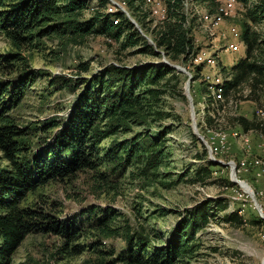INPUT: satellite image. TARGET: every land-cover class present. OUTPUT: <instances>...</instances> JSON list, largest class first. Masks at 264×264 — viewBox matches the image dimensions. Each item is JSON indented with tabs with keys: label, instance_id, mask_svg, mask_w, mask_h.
Wrapping results in <instances>:
<instances>
[{
	"label": "rangeland",
	"instance_id": "374dc122",
	"mask_svg": "<svg viewBox=\"0 0 264 264\" xmlns=\"http://www.w3.org/2000/svg\"><path fill=\"white\" fill-rule=\"evenodd\" d=\"M166 1H145L144 8H140L149 13L146 21L153 22L149 23L148 31L130 13L127 0H109L105 9L109 13L122 11L127 15L129 12L138 25L131 22L147 44L155 47L150 32L155 24L167 18ZM192 1L196 12L189 17L185 28L191 32L196 51L186 64L172 62L185 69H175L179 74L178 84L171 80L164 87L167 90L158 99H152L154 109L160 110L164 117L153 121L158 116L153 113L144 122L129 121V125L103 139L101 145L104 154L113 139L126 142L147 133L155 135L159 128L170 126L159 139L164 152L161 162L154 168L149 167L147 173L142 172L147 165L144 158L142 162H130L131 165L117 172L112 171L111 163H105L101 171L108 172V182L97 183L95 170H85L72 179L51 181L29 193L24 204H36L61 221L70 218L78 224L83 222V230L77 241H66L65 236L54 232L30 233L16 250L13 264H100L97 253L89 247L95 236H87L90 232L87 211L92 208L117 214L114 224L147 233L150 244L165 245L171 241V232L179 220L208 200H213L210 212L214 215L195 233L199 246L178 264H262L264 85L252 91L248 84H241L225 88L224 95L220 93L224 81L233 77L235 64L246 54L242 41L233 43L246 7L235 3L232 16L227 18L217 10L211 13L200 0H184L187 5ZM88 6L97 10L98 0H90ZM94 12L86 8L83 18ZM252 24L264 36V21ZM138 49V46L122 47L121 41L99 33L82 44L67 47L50 39L40 40L30 53H24L35 79L21 102L9 110L18 125L27 129L26 140L34 145L41 140L35 150L51 145L58 128L47 131V124L67 117L84 90L86 79L104 74L108 65L139 68L150 62L165 63L163 55L169 60L161 50L156 57ZM52 50L58 52L57 56ZM11 51L10 42L0 32V53ZM82 63L89 64V69L84 70ZM57 75L72 78L75 88L56 81ZM188 78L189 95L184 88ZM236 116L257 122L259 126L246 130ZM193 124L199 135L194 133ZM208 160L213 164H208ZM8 164L0 151V169L9 168ZM219 203L225 204V208L216 209L215 204ZM232 211L241 216L242 222L223 219V214ZM123 229L120 230L123 232ZM73 242H80L85 249L74 252ZM104 243L108 250H115L114 257L126 248L122 233L105 238Z\"/></svg>",
	"mask_w": 264,
	"mask_h": 264
},
{
	"label": "trees",
	"instance_id": "16d2710c",
	"mask_svg": "<svg viewBox=\"0 0 264 264\" xmlns=\"http://www.w3.org/2000/svg\"><path fill=\"white\" fill-rule=\"evenodd\" d=\"M89 1L0 0V32L13 48L11 52L0 53V151L2 158L9 162V168L0 169V264H13L16 250L33 232H54L65 236L66 241L80 238L83 222L78 224L76 219L70 218L61 221L36 204H24L29 193L51 181L72 179L85 170H95L93 175L99 181L97 183L107 181L108 172L101 171L105 163H111L112 171L117 172L144 158L147 165L142 172L147 173L149 167H156L163 158L159 139L170 126L159 128L155 135L147 133L126 142L113 139L104 154L101 145L103 139L129 125V121L144 122L153 113L158 115L152 118L153 121L164 117L160 110L154 109L152 99H158L171 80L176 84L179 82V74L167 63L150 62L139 68L110 64L104 74L86 79L87 84L69 115L47 124V131L58 129L51 145L40 150H35L41 143L40 138L35 145L26 140L27 129L18 125L9 111L21 102L36 76L24 53H30L43 38L67 47L82 44L93 34H106L121 41L122 47L138 46L140 51L156 57L161 50L171 62L184 64L196 51L191 32L185 28L189 17L196 12L195 1L189 6L184 0L166 1L167 18L155 24L150 32L155 47L147 44L146 38L124 12L106 11L109 0H98L99 8H95L90 17L83 18ZM200 2L211 13L217 10L223 16L220 8L227 0ZM235 3L246 7L243 20L238 22L237 36L238 42L245 44L246 54L235 64L231 80L226 79L220 87L222 95L225 88L241 84H248L252 91L264 85V36L252 24L264 21V0H235ZM183 4H186L184 15L181 13ZM144 6L145 0H127L130 13L148 31L149 23L153 22L146 21L149 13L140 10ZM116 18L120 20L118 23L114 22ZM51 52L55 56L58 54L55 50ZM80 66L89 69L87 63ZM54 79L65 87L75 88L72 78L57 75ZM236 119L246 130L259 126L243 116H236ZM208 164L213 163L208 160ZM212 204L213 200L205 201L185 214L172 230L171 241L165 245L150 244L147 233L114 224L117 214L113 212L89 209L86 221L90 232L87 236H95L89 247L97 253L100 264H178L199 246L195 233L210 215H214L210 212ZM215 205L216 209L225 208V204ZM222 217L228 222H242L241 216L233 211ZM121 227H124L123 232ZM120 233L125 236L126 248L114 257L115 250H108L104 240ZM159 236L157 233L156 237ZM72 249L81 252L85 247L80 242H73Z\"/></svg>",
	"mask_w": 264,
	"mask_h": 264
},
{
	"label": "water",
	"instance_id": "95a60500",
	"mask_svg": "<svg viewBox=\"0 0 264 264\" xmlns=\"http://www.w3.org/2000/svg\"><path fill=\"white\" fill-rule=\"evenodd\" d=\"M127 16L129 17V19L132 21V22H134L136 25H138V23H137V21L135 20V18L132 16V15H130V13L129 12H127ZM149 40H150V38H149ZM151 41V40H150ZM165 58V56L163 55V57H162V62H165V63H167V64H169L170 66H172L173 68H175L176 70H178V71H184L185 69H184V67H182L181 65H179V64H173L172 62H170L169 60H167L166 58ZM189 81H190V78H188L186 81H185V85H184V88H185V91H186V93H188V95H189V89H188V86H189ZM193 129H194V133H196L197 135H199L197 132H196V128H195V124H193ZM262 264H264V257H263V259H262Z\"/></svg>",
	"mask_w": 264,
	"mask_h": 264
},
{
	"label": "bare ground",
	"instance_id": "6f19581e",
	"mask_svg": "<svg viewBox=\"0 0 264 264\" xmlns=\"http://www.w3.org/2000/svg\"><path fill=\"white\" fill-rule=\"evenodd\" d=\"M235 7V0H227L226 4L220 8V12L223 14L224 17H231ZM88 11L94 12V6H88ZM120 20L119 18L114 19L115 23H118ZM203 71V70H202ZM213 90V89H212Z\"/></svg>",
	"mask_w": 264,
	"mask_h": 264
},
{
	"label": "crops",
	"instance_id": "0c3cea01",
	"mask_svg": "<svg viewBox=\"0 0 264 264\" xmlns=\"http://www.w3.org/2000/svg\"><path fill=\"white\" fill-rule=\"evenodd\" d=\"M145 1L152 2L153 0H145ZM163 12H165V11L163 10ZM163 15H164V14H163ZM235 42H238V40L234 39V40H233V43H235Z\"/></svg>",
	"mask_w": 264,
	"mask_h": 264
}]
</instances>
